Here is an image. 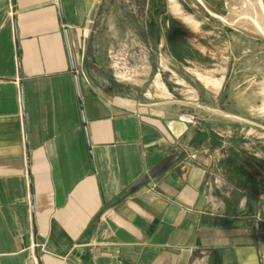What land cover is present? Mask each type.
Returning <instances> with one entry per match:
<instances>
[{
  "label": "crops",
  "instance_id": "0c3cea01",
  "mask_svg": "<svg viewBox=\"0 0 264 264\" xmlns=\"http://www.w3.org/2000/svg\"><path fill=\"white\" fill-rule=\"evenodd\" d=\"M95 4L0 0V264H264V204L212 200L191 121L88 65Z\"/></svg>",
  "mask_w": 264,
  "mask_h": 264
},
{
  "label": "rangeland",
  "instance_id": "374dc122",
  "mask_svg": "<svg viewBox=\"0 0 264 264\" xmlns=\"http://www.w3.org/2000/svg\"><path fill=\"white\" fill-rule=\"evenodd\" d=\"M95 2L88 65L105 72L116 93L191 121L212 200L246 196L261 207L264 34L248 17L264 20V0Z\"/></svg>",
  "mask_w": 264,
  "mask_h": 264
},
{
  "label": "bare ground",
  "instance_id": "6f19581e",
  "mask_svg": "<svg viewBox=\"0 0 264 264\" xmlns=\"http://www.w3.org/2000/svg\"><path fill=\"white\" fill-rule=\"evenodd\" d=\"M231 12V11H230ZM249 19V23H255L254 25L256 26V28L262 33L264 34V20H262V17H258V19H256L254 17V21L252 20L253 18L252 17H248Z\"/></svg>",
  "mask_w": 264,
  "mask_h": 264
}]
</instances>
